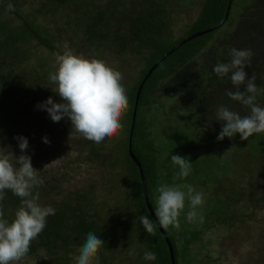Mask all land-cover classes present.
I'll return each instance as SVG.
<instances>
[{
	"label": "trees",
	"instance_id": "16d2710c",
	"mask_svg": "<svg viewBox=\"0 0 264 264\" xmlns=\"http://www.w3.org/2000/svg\"><path fill=\"white\" fill-rule=\"evenodd\" d=\"M186 1L188 0H0V146L5 141H11L9 145L5 144V148H0V152L18 157L21 152L14 137L27 138L29 147L24 154L31 157L32 166L39 171V178L43 180L41 185L33 189V194L39 192L38 202L55 209V214L47 217L43 232L31 242L25 259H37L40 254H44L45 264H75L79 249L87 234L92 232L104 241L98 253L100 263L109 264L108 257L112 255L114 259L118 256L117 251L128 254V249L132 246L140 254L138 257H143L146 250L156 254L155 261H145L143 258L142 264H172L166 237L172 249L174 264H192L187 259V246L199 239L203 226L198 231L191 232V239L184 238V242L174 236L173 227L167 230L161 227L164 235L158 227L155 235L148 234L139 217L146 215L156 223L144 201L139 170L128 152L135 96L148 71L182 40L213 29L189 40L167 56L144 81L140 92L131 151L141 166L148 202L154 213L155 198L158 195L156 188L163 177L155 137L151 135L145 113L151 111L163 83L207 51L217 35L236 29L237 15L241 13L238 11L237 14L236 11L234 14L235 0H202L196 18L176 38L173 34L175 22L172 10L175 5L180 6ZM8 3L14 5V11L7 10ZM22 4L28 6L27 11H24ZM42 13L59 15V24L55 28L48 27L42 20ZM243 20L246 22L241 23L239 29H234L233 34L235 37L248 36V44L251 46L256 43L250 48L252 56L245 72L249 78L255 74L258 88H264V26L255 32L253 25L247 19ZM258 34H261V43L256 42ZM250 38H254V43ZM65 46L74 54L88 55L89 59L122 64L120 66L126 65L130 60L141 64L134 79H130L131 82L124 84L127 81L125 77L122 80L128 107L121 118L124 136L119 132L117 149L108 148L105 141L95 144L84 138L73 139L80 144L77 161L84 165L102 164L116 173L115 179L97 185V188L88 186L84 192L65 189L64 185L73 178L70 173L52 177L47 170L44 171L42 166L37 165L39 133L50 129L65 135L70 123L68 119H62L56 124L45 110L37 107L49 97L57 102L55 99L58 97L52 91L55 85L48 78L53 71L39 56V50L46 51L55 58L54 53L63 54ZM217 57L225 58L224 54L219 52L214 58L215 65L223 63L221 60L217 61ZM228 57L230 62V55ZM223 61L228 63L227 60ZM215 65L212 64V70ZM217 88L219 87L209 89V102L202 98L208 90L204 89L201 96L199 93L198 114L193 108L190 109V114L196 118L200 115L199 121L203 123L213 119L215 111L221 106L228 107L242 117L249 114L247 107L232 101L225 94L227 90H236L233 85ZM243 90L242 85L241 91ZM257 102L264 106V92L259 93ZM182 111L187 112L185 108ZM199 121L197 125H193L194 129L201 126ZM221 127V122L213 119L208 130L216 134L221 131ZM235 136L240 137L239 134ZM245 143H248L249 160L264 166V133L254 134ZM196 157H184L192 163L189 177L199 173V159ZM200 158L202 159L201 156ZM164 177L168 178L167 172ZM102 192L106 196H99ZM2 204L5 218L11 220L19 207L20 199L11 191H6ZM115 211L119 214L114 215ZM134 259L136 260L135 256Z\"/></svg>",
	"mask_w": 264,
	"mask_h": 264
},
{
	"label": "rangeland",
	"instance_id": "374dc122",
	"mask_svg": "<svg viewBox=\"0 0 264 264\" xmlns=\"http://www.w3.org/2000/svg\"><path fill=\"white\" fill-rule=\"evenodd\" d=\"M201 4L202 0H188L177 7L174 4L175 8L172 10L175 22L174 37H179L185 27L193 22ZM22 5L24 11H27L28 6ZM234 6V14L236 11L237 14L241 11L237 15L235 30L239 29L238 26L241 23L246 22L243 19H247V22L253 25L255 32L264 26V0H235ZM42 20L48 27L55 28L59 24L60 16L42 13ZM234 29L217 35L215 42L208 47L207 51L168 78L160 87L151 111L145 113L146 121L150 124L151 135L155 137L160 172L163 177L158 181L157 187L165 183L187 184L197 192L204 193V203L197 209L204 218L203 223L187 221L186 213L189 208L186 200L185 209L179 218L180 229L173 228L174 236L184 242V238L191 239V232L198 231L200 226H203L199 239L187 246V257H189L187 259H190L192 264H264V166L255 164L252 159V161L249 160L248 143L242 141L239 136L231 139L225 137L219 141L217 136L220 130L216 134L212 133L208 130L209 122L203 123L199 121L200 115L196 118L190 114L192 108L196 113L198 112L199 97L204 89L208 91H205L202 98L209 102L207 97L211 96L210 88L222 89L231 84L227 77L219 78L211 69L212 64L216 63L214 58L218 53H223L225 58L217 57V61L221 60L224 63L223 60L228 61L229 51L232 48L250 49L256 45V43L252 46L248 44L250 43L248 36L235 37ZM260 35L256 36V42H262ZM250 39L254 43V38ZM39 56L45 60L52 71L55 70L53 56H49L43 50H39ZM84 57L89 59L88 55ZM105 63L127 79L124 84L130 79L133 80L141 68V64L136 60H130L124 66H120L122 64L119 63H108V61ZM199 93H201L200 96ZM175 95L179 96L173 98L172 96ZM55 100L58 103L62 102L59 96ZM184 108L187 112L182 111ZM198 121L201 126L194 129L193 125H197ZM49 130L39 133L37 143L40 147H37V165L42 166L43 170H47L52 177H59L61 173H70L69 175L73 178L64 185L66 190L84 192L88 186L97 188V185L100 186L108 180L115 179L116 173L102 164L84 165L77 161V150L80 144L75 143L73 139L82 140L83 137L75 133L70 136L71 123L68 124L65 135L57 130L56 132ZM119 132L124 136L122 130ZM119 132L105 140L108 148L117 149ZM45 137L50 143L43 142ZM10 143L5 141L6 145ZM5 144H2L0 148H5ZM192 154L199 159L197 164L199 173L191 176L192 178L188 176L183 180L174 179L179 169L171 164V156L185 157L193 156ZM166 172L168 178L164 177ZM182 190L186 191V189ZM101 195L106 196L103 192L99 196ZM223 205L226 207L224 208ZM118 211H115L114 215H118ZM129 248L134 249L136 253L135 247ZM117 254L118 256L114 259L110 255L107 261L112 264H142L143 262V257H138L140 255L138 253L134 255L136 260L134 256L125 255V253L117 251ZM18 264H45L44 254H40L37 259L23 258ZM98 264L107 263L98 262Z\"/></svg>",
	"mask_w": 264,
	"mask_h": 264
},
{
	"label": "clouds",
	"instance_id": "9594fccd",
	"mask_svg": "<svg viewBox=\"0 0 264 264\" xmlns=\"http://www.w3.org/2000/svg\"><path fill=\"white\" fill-rule=\"evenodd\" d=\"M7 10L14 11V5L8 3ZM229 55L230 62L216 64L213 72L217 77H227L231 81L236 90H227L225 94L232 101L247 107L249 114L242 117L228 107L217 108L213 119L222 124L217 139H231L239 134L242 141H247L254 134L264 133V106L257 102V96L264 92V88H258L255 74L249 78L245 72L252 56L250 49L232 48ZM54 56L55 70L49 73L48 78L55 85L52 91L62 102H55L49 97L37 107L45 110L54 123L67 118L71 123L70 136L79 134L90 142L100 144L118 134L123 127L121 118L128 107L122 74L103 60L74 54L67 46L63 54L54 53ZM213 119H209V125ZM14 139L18 141L21 155L14 157L13 154L10 156L0 152V264H18L26 257L31 242L45 229L47 217L55 214L54 208L38 202L39 192L33 194V189L43 180L39 178V171L32 166L31 157L24 154L29 147L27 138L17 136ZM43 142L50 143L46 137ZM171 164L179 169L174 179H186L192 172V163L187 158L172 155ZM6 191H11L20 199L11 220L5 218L2 204ZM156 193L154 214L163 229H180L179 218L186 200L189 208L187 221L203 223L204 218L197 211L204 203L203 192H197L187 184L165 183L156 188ZM139 219L146 232L155 235L157 224L146 215ZM103 245L100 237L89 232L79 249V255L75 257V264H98V253ZM128 255H136L135 250L129 248ZM143 258L145 261H155L157 256L146 250Z\"/></svg>",
	"mask_w": 264,
	"mask_h": 264
},
{
	"label": "water",
	"instance_id": "95a60500",
	"mask_svg": "<svg viewBox=\"0 0 264 264\" xmlns=\"http://www.w3.org/2000/svg\"><path fill=\"white\" fill-rule=\"evenodd\" d=\"M227 17V14L225 15V18ZM223 22V21H222ZM217 28V27H215ZM214 28V29H215ZM213 29H210L208 31H204V32H200V33H197L195 35H192L184 40H182L180 43H178L175 47H173L170 51H168L167 53H165L152 67L151 69L148 71L147 75L145 76L143 82L139 85L138 87V90H137V93H136V96H135V101H134V106H133V111H132V120H131V131H130V137H129V145H128V152H129V155L130 157L132 158V160L134 161L136 167L138 168L139 170V175H140V181H141V186H142V192H143V196H144V201H145V204H146V207L150 213V215L152 216L153 220L155 221V223L157 224V227L159 228V231L161 232V234L164 235V232L162 230V228L158 225V221L156 220V217L151 209V206L149 205V202H148V198H147V193H146V185H145V182H144V176H143V172H142V169H141V166L139 164V162L136 160V158L134 157V155L132 154V151H131V137H132V131H133V127H134V124H135V119H136V112H137V107H138V101H139V96H140V92H141V89H142V86H143V83L144 81L149 77V75L153 72V70L158 66L159 63H161L167 56H169L170 54H172L178 47L182 46L183 44H185L186 42H188L189 40L193 39V38H196L198 36H201L207 32H210L212 31ZM165 240H166V243L168 244V247H169V253H170V259H171V263L174 264V258H173V253H172V249H171V246H170V243L168 241V239L165 237Z\"/></svg>",
	"mask_w": 264,
	"mask_h": 264
}]
</instances>
